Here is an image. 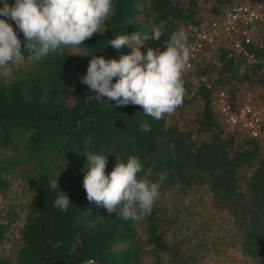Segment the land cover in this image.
<instances>
[{
  "label": "trees",
  "instance_id": "obj_1",
  "mask_svg": "<svg viewBox=\"0 0 264 264\" xmlns=\"http://www.w3.org/2000/svg\"><path fill=\"white\" fill-rule=\"evenodd\" d=\"M6 2L11 6L14 0ZM231 2L113 0L114 12L101 33L76 46L78 53L61 46L40 61L29 63L26 57L20 71L6 81L0 79V193L7 189L16 166L32 163V174L24 179L34 195L17 228V247L12 256L0 253V264H80L89 259L96 264H140L139 250L131 240V220L109 214L86 198L81 171L86 153L106 154L115 164L136 156L144 171L152 170L148 179L160 183V193L184 194L205 188L214 205L230 216L236 249L253 264H264V154L260 142L228 130L210 104V91L216 89L224 90L232 103L244 90H259L257 95H262L264 49L246 44L245 49L257 61L241 68L240 58L227 55L222 48L195 60L183 76L185 95L175 110L185 114L188 128L171 117L155 120L146 116L138 105L116 107L107 97L97 101V94L78 79L71 81L72 102L64 101L69 77L85 76L91 56L118 60L130 53L127 47L117 52L109 45L116 35L137 31L143 35L163 21L160 40L149 39L140 49L142 54L148 48L163 51L171 33L185 30L186 24L202 15L204 5L206 13L216 15ZM3 3L0 0V8ZM7 22L27 56L23 34L14 21ZM142 122L151 131H142ZM114 167L106 165L105 174ZM54 179L57 190L50 186ZM59 192L72 204L67 211L53 206ZM157 208L156 201L151 213L143 217L152 264H163L160 253L167 255L168 264H184L174 243L158 231ZM9 221H0V246ZM123 243L126 245L117 247Z\"/></svg>",
  "mask_w": 264,
  "mask_h": 264
},
{
  "label": "clouds",
  "instance_id": "obj_2",
  "mask_svg": "<svg viewBox=\"0 0 264 264\" xmlns=\"http://www.w3.org/2000/svg\"><path fill=\"white\" fill-rule=\"evenodd\" d=\"M113 12V0H14L11 6L4 0L0 16L7 19H0V73L10 77V64L19 65L26 57L29 63L40 61L61 46L84 44L93 34L101 33V27ZM8 20L14 21L23 34L27 56L22 54V41ZM164 27L161 21L150 34L137 31L109 40L117 52L122 47L130 49L129 54L120 55L118 60L91 56L81 82L97 94L94 99L107 97L116 107L138 105L144 115L155 120L172 114L182 105L183 73L190 55L186 31L183 28L173 31L164 42L163 51L159 48H148L146 54L140 51L147 40L159 41ZM140 129L149 132L151 126L142 122ZM84 155L82 186L89 202L126 221H137L151 213L160 196V183L148 179L152 170L144 171L136 156H128L126 162L116 160L115 167L106 175V154ZM50 186L57 190V179L51 180ZM70 205L68 196L59 192L53 206L67 211ZM85 264L96 262L89 259Z\"/></svg>",
  "mask_w": 264,
  "mask_h": 264
},
{
  "label": "rangeland",
  "instance_id": "obj_3",
  "mask_svg": "<svg viewBox=\"0 0 264 264\" xmlns=\"http://www.w3.org/2000/svg\"><path fill=\"white\" fill-rule=\"evenodd\" d=\"M204 15L207 11L205 5L202 7ZM139 19V18H138ZM141 19V18H140ZM148 20V19H147ZM70 53H78L80 49L76 46L63 48ZM12 75L20 71L23 62L19 65L10 64ZM83 75H71L69 77L68 92L64 101L70 104L73 100L71 81L82 80ZM0 73V79L6 81ZM259 90H244L243 94L253 97L255 100L264 96H258ZM192 104L190 109H192ZM163 117H171L178 120L181 127L188 128L190 123L183 112L174 111ZM55 162V167L58 164ZM109 166L115 165L114 160H108ZM32 163H22L16 166L9 177L7 189L0 193V221H9L8 230L5 232L6 239L0 246L3 256H12L18 244L17 228L21 225L26 213L27 204L33 199V192L25 183L27 176L32 174ZM157 214L160 220L158 231L170 243L179 250L178 253L185 258L184 264H253L251 260L236 249L233 241L235 235L234 225L230 216L212 202L205 188L188 190L184 194L160 193L157 200ZM9 216V218H4ZM133 236L131 240L139 250L138 260L140 264H152L154 257L150 252V245L146 243L144 218L132 221ZM126 243L118 244L123 247ZM13 249V250H12ZM163 264L167 263V255L158 254Z\"/></svg>",
  "mask_w": 264,
  "mask_h": 264
},
{
  "label": "built area",
  "instance_id": "obj_4",
  "mask_svg": "<svg viewBox=\"0 0 264 264\" xmlns=\"http://www.w3.org/2000/svg\"><path fill=\"white\" fill-rule=\"evenodd\" d=\"M185 31L190 55L183 76L198 57L211 55L215 48L238 56V68L254 64L257 58L245 45L252 42L264 49V0H232L216 15L197 16L185 25ZM210 104L228 130L258 140L264 154V96L255 100L242 94L232 103L224 90L216 89L210 91Z\"/></svg>",
  "mask_w": 264,
  "mask_h": 264
}]
</instances>
